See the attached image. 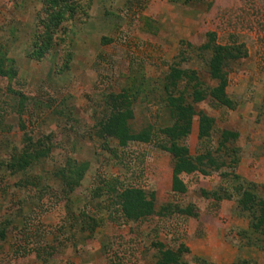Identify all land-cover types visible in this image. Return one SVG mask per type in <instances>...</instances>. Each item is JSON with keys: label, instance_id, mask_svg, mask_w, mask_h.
<instances>
[{"label": "rangeland", "instance_id": "374dc122", "mask_svg": "<svg viewBox=\"0 0 264 264\" xmlns=\"http://www.w3.org/2000/svg\"><path fill=\"white\" fill-rule=\"evenodd\" d=\"M209 31L222 44L244 42L249 55L227 67L235 107L210 97L195 104L184 142L192 155L204 150L202 111L215 118L210 146L224 129L238 131L229 142L239 148L237 178L223 176L227 167L183 175L188 188L177 193L172 154L156 144L165 140L159 129L173 122L165 80L181 63L206 89L217 84L208 71L211 53L200 49ZM0 67L16 71L0 74V264H154L156 241L185 243L188 264L201 256L216 264H264V239L236 194L217 201L202 193L232 191L242 182L264 198V0H63L58 7L51 0H0ZM186 84L193 83L186 79L182 90ZM119 93L131 101V132L153 127L152 142L123 147L97 134V122L114 106L109 95ZM42 144L51 147L48 157L10 168L16 152ZM74 158V170L60 177L58 169ZM81 164L88 167L83 175ZM113 178L154 191L156 213L126 221L104 183ZM167 204H192L198 216L161 213Z\"/></svg>", "mask_w": 264, "mask_h": 264}, {"label": "trees", "instance_id": "16d2710c", "mask_svg": "<svg viewBox=\"0 0 264 264\" xmlns=\"http://www.w3.org/2000/svg\"><path fill=\"white\" fill-rule=\"evenodd\" d=\"M62 1L51 0L53 7H58ZM58 11L62 10L59 8ZM56 19L55 24L57 25L59 17L56 16ZM207 36V42L201 45L200 49L211 53L208 60V71L211 78L217 81V84L206 89L197 71L183 69L179 66L181 63L171 65L170 72L165 80V90L167 92L165 100L169 106L173 122L159 129L160 133L164 135L165 140L161 142L159 139L156 144L172 154V190L177 193L187 191L188 187L183 175L199 172L208 176L214 171L227 167L230 168V171L223 172V176L229 175L233 179L237 178V173L234 169L240 162V156L238 155L239 148L230 147L229 142L236 141L239 138L240 133L238 131L224 129L218 145L216 147L210 146L208 142L214 130L215 118L202 111L199 112L198 136L201 142L206 144L204 150L196 155H192L189 146L184 142L192 131L194 117L197 113L195 104L210 97L218 105L231 109L235 107L234 100L227 92L229 82L227 67L239 59L246 58L249 54L244 42L219 43L216 31L207 32ZM15 73L14 67L6 71L0 67V74L13 76ZM186 79L193 84H186L184 90H182L181 85ZM189 89L192 90L188 91ZM25 98L23 95V103L25 102ZM108 99V103L114 105L113 112L110 110L111 112H108L104 118L97 122V134L100 137L114 138L117 140L118 145L123 147L127 146L131 141L152 142L154 140L156 134L155 130H152L153 127L140 132H131L129 120L134 116V113L130 107L131 101L128 93L111 94ZM40 148L35 149L33 153L16 152L12 161L9 162L10 168L17 172L28 166L35 165L43 158L48 157L51 147L44 144ZM107 148L109 149V147ZM115 153H117V150H115ZM75 160V158L72 159L64 168L58 169L57 172L62 174L60 177L67 176L70 171L74 170L76 166ZM86 164H81L77 169L79 175H83L88 168ZM66 172L68 173L66 174ZM117 182H119L118 185ZM104 183L107 184L108 191L114 192L116 195L121 215L126 221H139L156 213L157 197L154 191L149 192L141 186L120 185V181L117 178L109 179V182L105 180ZM255 189L256 185L253 183L245 185L239 182L235 184L232 191L227 187H221L212 191L202 189V193L204 196L212 197L217 201L225 198L232 199L236 194L240 211L250 216L251 229L261 234V239H264V198H260ZM160 212H168L170 215L180 213L188 216H198L192 204L185 207L167 204L162 206ZM153 244L155 247H158L160 253L158 260L154 264H188L183 259L185 253H190V248L185 243L180 242L176 248L168 246L161 241H156ZM196 258L198 264H216L201 257Z\"/></svg>", "mask_w": 264, "mask_h": 264}, {"label": "crops", "instance_id": "0c3cea01", "mask_svg": "<svg viewBox=\"0 0 264 264\" xmlns=\"http://www.w3.org/2000/svg\"><path fill=\"white\" fill-rule=\"evenodd\" d=\"M244 33H247V32H244ZM249 53V52H248ZM249 55V54H248ZM228 85H229V82H228ZM228 88V87H227ZM198 132H199V128H198ZM193 174V173H192ZM172 179H173V173H172ZM119 180V179H118ZM135 186H138V185H135ZM171 186H172V182H171ZM202 257V256H201ZM203 258V257H202Z\"/></svg>", "mask_w": 264, "mask_h": 264}]
</instances>
